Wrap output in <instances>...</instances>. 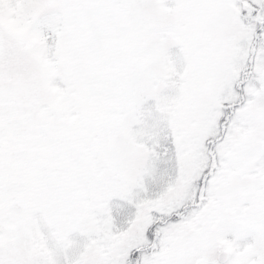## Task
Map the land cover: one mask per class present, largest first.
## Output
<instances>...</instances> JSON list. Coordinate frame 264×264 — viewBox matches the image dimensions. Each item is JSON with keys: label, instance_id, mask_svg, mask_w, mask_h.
Listing matches in <instances>:
<instances>
[{"label": "snow or ice", "instance_id": "obj_1", "mask_svg": "<svg viewBox=\"0 0 264 264\" xmlns=\"http://www.w3.org/2000/svg\"><path fill=\"white\" fill-rule=\"evenodd\" d=\"M0 264H264V0H0Z\"/></svg>", "mask_w": 264, "mask_h": 264}]
</instances>
